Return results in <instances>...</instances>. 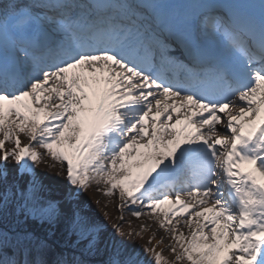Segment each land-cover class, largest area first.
Instances as JSON below:
<instances>
[{"label": "snow or ice", "instance_id": "obj_1", "mask_svg": "<svg viewBox=\"0 0 264 264\" xmlns=\"http://www.w3.org/2000/svg\"><path fill=\"white\" fill-rule=\"evenodd\" d=\"M0 264H264V0H0Z\"/></svg>", "mask_w": 264, "mask_h": 264}, {"label": "rangeland", "instance_id": "obj_2", "mask_svg": "<svg viewBox=\"0 0 264 264\" xmlns=\"http://www.w3.org/2000/svg\"><path fill=\"white\" fill-rule=\"evenodd\" d=\"M38 175L44 179L45 183L51 184L52 187H56L58 185H62L64 183L63 179L57 178L50 170H46L45 166H41L37 168ZM103 189L96 190L95 186L89 189V191L83 195L82 200L86 203V205L90 208L92 214H94L97 218L102 219V221L107 224L109 230L111 231L114 222L118 221V217L120 216V212H115L112 207V199L103 196ZM98 198H102L101 201ZM97 201L100 203L98 204ZM128 210V209H127ZM108 213V218L105 217L104 213ZM130 225V227H129ZM125 230H130L134 232H140V236L136 237L134 240H127L126 242L129 244H135V246L142 247H156L157 251H163V254L169 260H172L174 257L170 253L168 249V245L172 243L171 239L167 238L165 235H155V239L152 241V244H148V240L153 237L151 235L150 229L148 227L137 224V222H132L130 219L125 221ZM159 234V233H157ZM163 240V244H157V241Z\"/></svg>", "mask_w": 264, "mask_h": 264}, {"label": "bare ground", "instance_id": "obj_3", "mask_svg": "<svg viewBox=\"0 0 264 264\" xmlns=\"http://www.w3.org/2000/svg\"><path fill=\"white\" fill-rule=\"evenodd\" d=\"M217 127L219 128L220 126L218 125ZM21 139H22V142H25V143L27 142L26 140H24L23 137ZM6 147H11V145L10 144L6 145ZM49 163H52V162L49 161ZM45 169L46 170H50L46 166H45ZM57 169H58V166H57ZM50 171L56 176V173H55L54 170H50ZM57 178H59V177H57ZM60 179H62V178H60ZM95 189L98 191L97 186H95ZM100 189H103V186H100ZM104 197H106V196L103 195L102 198L104 199ZM102 198H98V200L101 199V201H102L103 200ZM111 199H112L111 202H112V207H113L114 211L115 212H119L117 210V205L119 204V200L116 199L115 197H111ZM132 207H136V206H132ZM128 219H130L132 222H135V223L137 222V224H139V225L148 227L147 229H150L151 235H153V236H155V235H165L167 238L170 239L168 234L163 229H161L159 227L155 217L149 218L147 216H141L139 219H136V218L131 216L130 212L127 209H124V221H128ZM181 230L185 231V233L187 234V229L186 228H182ZM157 233H159V234H157Z\"/></svg>", "mask_w": 264, "mask_h": 264}, {"label": "trees", "instance_id": "obj_4", "mask_svg": "<svg viewBox=\"0 0 264 264\" xmlns=\"http://www.w3.org/2000/svg\"><path fill=\"white\" fill-rule=\"evenodd\" d=\"M102 221V219H100Z\"/></svg>", "mask_w": 264, "mask_h": 264}]
</instances>
